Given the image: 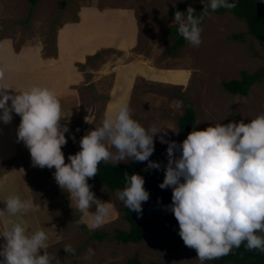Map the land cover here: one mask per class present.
<instances>
[{
	"label": "rangeland",
	"instance_id": "374dc122",
	"mask_svg": "<svg viewBox=\"0 0 264 264\" xmlns=\"http://www.w3.org/2000/svg\"><path fill=\"white\" fill-rule=\"evenodd\" d=\"M258 1L264 13V0ZM174 2L41 0L30 13L27 0H0L3 82L17 90L39 86L56 93L62 110L71 113L61 120V125L69 128L65 133L67 143L62 146L65 163L71 154L68 141L74 144V154L78 152L80 138L101 124L110 105L120 102H127L133 117L146 128L152 124L162 128L154 136L155 148L149 159L164 165L168 145L159 137L164 135L167 141L180 143L178 119L188 102L195 108L198 129L218 122L247 123L264 114V40L250 35L243 20L230 13L212 12L200 25L199 47L185 41L172 51L179 36L171 13ZM177 2L193 7L197 13L204 7L200 0ZM169 28L176 30L170 34ZM83 29L88 34L72 41L77 40L73 35L79 36ZM70 41L69 55L65 50L59 55L54 52V44L63 42L67 48ZM47 71L53 77L46 78ZM241 71L261 82H254L246 96L231 95L222 81L240 79ZM14 89L7 91L16 94ZM86 116L93 123L86 122ZM20 120L13 112L10 122L0 121V208L10 195L31 199L35 205L31 211L10 219L25 224L30 231L43 228L50 236L47 251L60 264H201L196 250L184 242L168 248L153 247L159 232L158 214L149 220V231L141 242H118L115 231L128 229L123 219L124 205L118 191L112 192L102 184L92 191L100 200L109 201L113 209L108 221L96 229L105 231L107 237L93 239L96 230L89 231L85 224L78 223L81 214L71 207L68 193L56 183L55 167L34 166L29 149L17 139ZM139 166L148 169L147 161L139 162ZM90 211H95L94 205ZM69 244L74 252L66 253L63 248ZM90 247L95 254L85 260Z\"/></svg>",
	"mask_w": 264,
	"mask_h": 264
},
{
	"label": "clouds",
	"instance_id": "9594fccd",
	"mask_svg": "<svg viewBox=\"0 0 264 264\" xmlns=\"http://www.w3.org/2000/svg\"><path fill=\"white\" fill-rule=\"evenodd\" d=\"M200 2L204 5L201 15L189 6L186 11L176 10L173 19L178 34L193 47L202 43L200 25L205 16L237 5V0ZM175 3L176 0L173 6ZM8 89L14 88L3 82L0 73V121L10 122L13 112L21 117L17 139L29 149L34 166L55 167L56 183L68 193L71 207L80 212L78 223L85 224L89 231L102 227L113 209L109 201L96 197L88 183L97 175L102 161L118 165L131 159L147 161L148 169L161 168L149 157L155 148L154 136L162 128L156 124L146 128L133 117L127 102L110 105L101 124L80 138V150L69 154L65 163L62 146L67 143L65 133L69 128L61 125V120L71 113L62 110L56 93L39 86L14 89L16 94ZM85 120L93 123L88 116ZM159 139L168 145V161L159 187H171L172 203L167 208L178 221L184 244L196 250L201 264L228 255L242 243L248 250L264 253V235L258 234L264 233V114L247 123L218 122L204 129L194 128L179 144L167 141L164 135ZM124 176L125 186L117 197L126 208L141 215L142 204L149 199L144 177L127 172ZM3 204L0 264H53L54 260L60 264L47 251L50 236L43 228L30 231L25 224L10 219L31 211L35 207L33 201L10 195ZM93 205L95 211H90ZM63 249L74 252L70 244ZM94 254L90 247L83 258L88 260Z\"/></svg>",
	"mask_w": 264,
	"mask_h": 264
},
{
	"label": "trees",
	"instance_id": "16d2710c",
	"mask_svg": "<svg viewBox=\"0 0 264 264\" xmlns=\"http://www.w3.org/2000/svg\"><path fill=\"white\" fill-rule=\"evenodd\" d=\"M30 4V13L33 7L41 0H27ZM187 4L183 2L175 3L172 6L171 13L174 15L176 10L186 11ZM216 14L231 15L243 20L246 23L248 33L254 36L258 41L264 40V13L260 7L258 0H237V5L234 9L220 8L213 12ZM201 15V13H196ZM174 30H176L174 28ZM169 28L168 32H175ZM185 40L179 35L173 46L172 51L178 49ZM54 52L59 49V45L54 44ZM64 48V45H63ZM58 55V52H56ZM100 56L96 54L94 57ZM91 58V57H90ZM261 82V79H256L254 75L247 71H241L240 79H231L222 81V86L231 95L246 96L250 87L254 82ZM180 143L186 138L187 134L194 128L196 124V112L193 104L188 102L184 113L178 119ZM69 152L74 154V144L68 141ZM161 164L160 169H142L138 161L129 160L120 162L118 165L112 163L101 162L98 165L97 175L89 178L88 183L91 185V190L97 184L104 185L110 191L122 190L125 186V172L132 174L138 173L144 177V187L149 191V199L142 204V214L137 215L135 211H131L125 206L123 207V219L128 224L127 230H116L115 239L120 243H139L147 235L149 228L148 222L158 214L160 222L158 223L159 232L155 236L153 247L168 248L178 245L183 242L179 235V224L174 214L167 208L171 205L172 189L171 187L161 189L159 184L164 179V168L166 165ZM84 228V226L82 225ZM261 235L260 233H258ZM107 237V233L103 230L92 232V238L101 241ZM213 264H264V253L257 249L248 250L244 243L238 248H233L232 251L225 256L213 259ZM157 264H169L160 262Z\"/></svg>",
	"mask_w": 264,
	"mask_h": 264
},
{
	"label": "crops",
	"instance_id": "0c3cea01",
	"mask_svg": "<svg viewBox=\"0 0 264 264\" xmlns=\"http://www.w3.org/2000/svg\"><path fill=\"white\" fill-rule=\"evenodd\" d=\"M68 30H70L71 28H67ZM73 30V29H72ZM64 34V33H63ZM88 34V31H85L84 29L82 30V32H81V34L79 35V36H77V35H73L74 37H75V39H77V40H72V41H78L79 39H81V37L83 36V35H87ZM72 41H70V43L68 44V47L67 48H65V46H64V48H63V42H60V44H59V42L57 43L58 45H59V49L57 50L58 51V55H59V53L61 52V51H63V50H65L66 52H67V54L69 55V50H70V48H71V43H72ZM80 62H82V61H80ZM45 68H47L48 69V66L47 67H45ZM41 69H42V67H41ZM7 70H11V69H7ZM48 75L50 76V77H53V73H49L48 71H47V73H45V77L47 78L48 77Z\"/></svg>",
	"mask_w": 264,
	"mask_h": 264
},
{
	"label": "bare ground",
	"instance_id": "6f19581e",
	"mask_svg": "<svg viewBox=\"0 0 264 264\" xmlns=\"http://www.w3.org/2000/svg\"><path fill=\"white\" fill-rule=\"evenodd\" d=\"M86 133V132H85ZM85 135V134H84ZM78 149V148H77Z\"/></svg>",
	"mask_w": 264,
	"mask_h": 264
}]
</instances>
